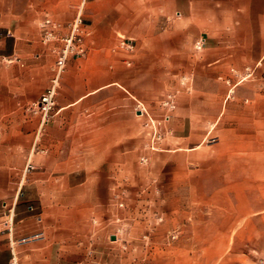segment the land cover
<instances>
[{
  "label": "rangeland",
  "instance_id": "374dc122",
  "mask_svg": "<svg viewBox=\"0 0 264 264\" xmlns=\"http://www.w3.org/2000/svg\"><path fill=\"white\" fill-rule=\"evenodd\" d=\"M153 3L140 14L136 0H120V20L109 26L113 39H118L114 51L111 46L105 54L91 52V25L87 51L67 61L56 105L41 129L56 112L65 71L73 61L79 66L103 64L114 73L118 84L110 87L109 92L116 93L110 95L128 97L133 116L137 100L142 101L160 121L156 137L136 115V136L110 169L106 192L102 186L82 184L81 168L74 170L73 184L55 180L42 184L40 192H72L96 200L90 210L87 240L74 264H264V56L245 59L241 66L228 64L225 72L216 75L215 85L207 89L211 95L200 92L204 88L195 86L192 62L207 47H195L201 36L191 41L193 33L186 31L184 48L190 56L185 57L184 73L165 74L154 69L148 58L138 62L134 56L141 40L152 43L178 18L175 12L164 15L162 0ZM92 4L87 0L83 13L90 24ZM169 9L176 11L171 5ZM139 14L145 25L135 23ZM121 36L133 40V52L119 47ZM127 57L130 65L124 63ZM198 97L212 100L202 115L217 120H194L200 116L193 112L199 108L193 102ZM33 104L31 109L37 111ZM121 107L122 123L133 124L127 107ZM165 115H170L168 121ZM78 133L73 138V158L81 165L85 140ZM34 170L28 158L26 172L31 175ZM27 190L32 191L30 186ZM106 196L102 204L100 199Z\"/></svg>",
  "mask_w": 264,
  "mask_h": 264
},
{
  "label": "crops",
  "instance_id": "0c3cea01",
  "mask_svg": "<svg viewBox=\"0 0 264 264\" xmlns=\"http://www.w3.org/2000/svg\"><path fill=\"white\" fill-rule=\"evenodd\" d=\"M91 2V52L105 54L111 46L114 51L118 39H113L109 28L120 20V0ZM162 2L166 4L164 15L175 12L178 18L152 43L147 38L140 41L134 55L138 62L148 58L160 72L184 73L185 57L190 56L184 48L186 31H191V41L201 36L207 44L192 62L195 86L211 95L207 89L215 85L216 75L225 72L228 64L241 66L245 59L264 56V0ZM78 3L0 0V55L16 58L12 63H0V264H74L87 240L90 210L96 200L92 195L78 197L72 192L44 195L40 187L55 180L71 185L74 170L81 168L85 176L82 184L99 185L105 191L110 184V169L120 162L136 136L132 102L128 97L110 95L116 94L109 91L118 82L103 64L68 63L56 112L43 131L40 113L31 109L47 88L56 59L53 46L41 42L40 23L45 16L69 22L79 9ZM153 4V0H136V12L142 14V9ZM170 5L176 11L170 10ZM140 14L135 23L145 25ZM230 25L233 28L228 29ZM105 33L109 34L107 40ZM128 62H132L129 57L124 60L130 65ZM211 101L206 97L193 99L199 105L193 112L200 115L194 120H217L202 115ZM122 105L127 107L133 124L122 123ZM78 131L85 140L81 165L73 158V138ZM28 158L35 169L31 175L26 172ZM29 186L32 191L27 190ZM106 200L107 196L100 202ZM30 206L34 211L29 210ZM6 208H12L15 215L11 231L2 225Z\"/></svg>",
  "mask_w": 264,
  "mask_h": 264
},
{
  "label": "built area",
  "instance_id": "2783aa9c",
  "mask_svg": "<svg viewBox=\"0 0 264 264\" xmlns=\"http://www.w3.org/2000/svg\"><path fill=\"white\" fill-rule=\"evenodd\" d=\"M87 0H81L79 9L72 20L63 23L54 20L50 16H45L40 23L41 42L45 46H53L52 51L56 55L53 65V76L50 84L45 89L38 101L33 104V108L37 109L42 115L41 126L46 123L50 117V112L56 105V96L58 94L59 80L61 74L65 70L67 61L70 58H78L83 56L87 51V39L91 36L92 30L87 19L84 16V7ZM206 44V39L201 37L196 43L195 47L201 50ZM119 47L126 51L134 50V42L130 38L120 37ZM16 60L15 57H5L0 55V62L12 63ZM130 64V62H128ZM136 115L144 120V125L149 129L154 130V137L157 135V126L160 121H157L148 111L147 107L142 101L137 100L135 106ZM170 115H165L164 120L168 121ZM159 135V134H158ZM160 136V135H159ZM34 207L30 206L29 210L34 211ZM3 224L8 226L11 231L14 225V212L12 208L6 210ZM41 221V217H38ZM56 264H61L60 262Z\"/></svg>",
  "mask_w": 264,
  "mask_h": 264
},
{
  "label": "water",
  "instance_id": "95a60500",
  "mask_svg": "<svg viewBox=\"0 0 264 264\" xmlns=\"http://www.w3.org/2000/svg\"><path fill=\"white\" fill-rule=\"evenodd\" d=\"M112 239L115 240L116 239V236L115 235H112Z\"/></svg>",
  "mask_w": 264,
  "mask_h": 264
},
{
  "label": "bare ground",
  "instance_id": "6f19581e",
  "mask_svg": "<svg viewBox=\"0 0 264 264\" xmlns=\"http://www.w3.org/2000/svg\"><path fill=\"white\" fill-rule=\"evenodd\" d=\"M230 92H233V88L230 90Z\"/></svg>",
  "mask_w": 264,
  "mask_h": 264
}]
</instances>
